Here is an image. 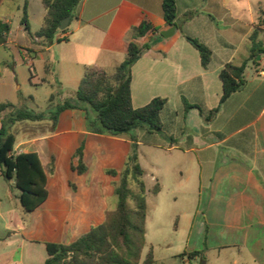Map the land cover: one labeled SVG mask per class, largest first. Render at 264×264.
Returning a JSON list of instances; mask_svg holds the SVG:
<instances>
[{
	"label": "crops",
	"instance_id": "1",
	"mask_svg": "<svg viewBox=\"0 0 264 264\" xmlns=\"http://www.w3.org/2000/svg\"><path fill=\"white\" fill-rule=\"evenodd\" d=\"M20 1L22 7L26 2L30 7V0ZM162 3L81 0L67 29L52 42L26 34L21 25L23 12L18 16L16 34L9 16H0L11 26L0 50L19 51L30 66L32 85L55 84L50 97L54 95L57 104L75 95L87 68L113 72L127 55L131 28L143 21L151 23L158 31L138 41L140 45L151 43V47L132 67L131 101L135 109L158 97L166 98L167 104L160 115L162 132L141 134L140 145L148 139L165 153H182L193 168L195 161L203 160L210 171L207 185L198 188L196 211L185 214L184 225L179 222L174 229L179 235L188 230L184 256L191 261L188 254L198 251V241L194 240H203L206 234L204 252L207 257L216 252L220 264H264V55L257 65L248 62L245 85L223 103L219 77L226 64L240 66L249 58L250 35L264 10V0H177V20L181 23L169 38L161 34L170 28L163 18ZM20 11L18 6V14ZM262 35L264 26L258 37L264 47ZM185 36L211 49L206 69L198 50ZM35 61L43 65V78L32 72ZM1 63L0 75L3 68L5 72L11 67L7 56ZM17 67L14 62L15 73ZM50 73L55 74L56 83ZM27 99L34 101L29 95L7 102L21 107ZM184 101L192 107L187 109ZM215 109L218 111L211 113ZM51 124L49 120H25L11 129L16 137L14 153L36 152L46 171L54 161V173L48 174L47 200L27 213L15 179H5L0 166V264H36L38 254L37 264H44L47 254L42 256L38 246L44 242L72 243L102 224L107 211L116 208L117 199L116 205L112 200L119 176L105 171L124 168L131 142L88 132L83 110L63 111L53 131ZM82 144L88 170L79 174L72 166L78 164L75 153ZM159 185L160 195L164 185ZM181 260L185 263L186 258Z\"/></svg>",
	"mask_w": 264,
	"mask_h": 264
},
{
	"label": "trees",
	"instance_id": "2",
	"mask_svg": "<svg viewBox=\"0 0 264 264\" xmlns=\"http://www.w3.org/2000/svg\"><path fill=\"white\" fill-rule=\"evenodd\" d=\"M80 2L81 0H43L46 14L36 33L31 32L26 2L21 25L31 39L52 42L62 32L59 29L62 21L67 17L74 18ZM162 9L167 26L172 27L177 20V0H163ZM263 26L264 10L260 12L258 24L250 35L251 50L247 61L240 66L228 63L220 71L219 77L223 83L221 103L245 85L248 62L252 61L257 65L258 57L264 55V47L258 41ZM10 30V24L0 20V45L6 43ZM155 31L158 29L148 21L131 28L127 55L111 75L103 69L87 68L75 95L44 111L36 112L25 105L17 107L9 102L0 103V166L3 167L5 179H15L16 187L20 190V203L27 213L35 211L47 200L48 174L54 173V161L46 171L36 152L15 154L16 137L11 131L15 123L49 120L53 131L63 111L83 110L86 113L88 132L125 138L131 142L124 168L120 172L114 169L105 171L107 175L119 176V180L114 182L116 208L107 211L102 224L91 227L72 243L44 242L47 254L44 264H154L152 251L145 260L142 259L146 246L147 193L157 195L161 188L157 182L152 190L147 189L146 172L140 163L139 148L141 134L145 137L162 132L160 115L167 99L158 97L144 107L133 108L131 72L133 65L151 47V43L140 45L138 41ZM185 37L198 50L201 64L206 69L212 59L211 49L197 39ZM53 98L54 95L50 97V102ZM184 103L187 109L192 107L186 101ZM199 110L203 114V110ZM217 111L215 109L211 113ZM83 149L84 144L75 153L78 164L72 166L79 174L88 170L83 160ZM201 254L202 251H194L188 256L193 259Z\"/></svg>",
	"mask_w": 264,
	"mask_h": 264
},
{
	"label": "rangeland",
	"instance_id": "3",
	"mask_svg": "<svg viewBox=\"0 0 264 264\" xmlns=\"http://www.w3.org/2000/svg\"><path fill=\"white\" fill-rule=\"evenodd\" d=\"M28 13L31 14L29 23L32 32H38L44 19V6L41 0H30ZM2 2V3H1ZM18 6L21 11L18 14ZM23 2L20 0H0V16L8 15L11 20L13 33H17L19 27V17L22 16ZM264 40V35H262ZM7 56L10 61V68L0 75V102H7L22 96H33L34 101L27 99L25 106L36 112L44 111L49 106H54V98L50 102L49 97L54 87L49 85L34 86L30 82V66H27L18 50L15 48L0 50V66L3 67L2 57ZM14 62H17V71H13ZM36 66L32 72L39 78H43V65L40 61H35ZM36 69V70H35ZM254 73V71H252ZM110 75L113 72H108ZM50 79L55 82L56 76L50 73ZM53 82V83H54ZM56 83V82H55ZM49 100V101H48ZM52 126V124H51ZM159 141V137L157 138ZM140 145V162L146 172L145 183L148 190H152L156 183L164 185L163 192L154 195L147 193L148 214L146 220V246L143 250L142 259L145 260L147 254L152 251L154 264H220V259L216 252H211L209 257L204 252L205 239L198 241L197 249L202 254L188 261L184 256L188 251L187 235L188 230L183 235L175 234V228L179 222L182 226L185 223L184 215H192L198 206V188L200 185H207L209 169L203 160L195 161V167L191 165V160L180 152L172 155L159 149V146L150 144L144 138ZM201 165V174H200ZM160 178H163L161 183ZM181 183V186L178 184ZM173 197H177L174 201ZM116 205V198L112 200ZM203 220V217H200ZM42 256H46L44 246H38ZM186 258L185 263L182 258ZM39 262V254L35 263Z\"/></svg>",
	"mask_w": 264,
	"mask_h": 264
},
{
	"label": "water",
	"instance_id": "4",
	"mask_svg": "<svg viewBox=\"0 0 264 264\" xmlns=\"http://www.w3.org/2000/svg\"><path fill=\"white\" fill-rule=\"evenodd\" d=\"M70 20H71V17H67V18H65V19L62 21V23H61L59 29H60L61 31H65V30L67 29L69 23H70ZM180 23H181V20H176V23H175L172 27H170L168 30L162 31L161 34H162L164 37H166V38L171 37V36L174 34V32L176 31L177 27L180 25ZM258 59H260V56L258 57Z\"/></svg>",
	"mask_w": 264,
	"mask_h": 264
}]
</instances>
